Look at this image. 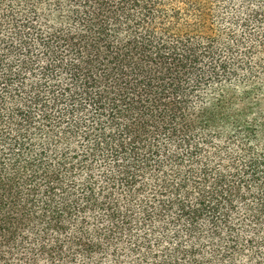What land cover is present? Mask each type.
<instances>
[{
    "label": "trees",
    "instance_id": "obj_1",
    "mask_svg": "<svg viewBox=\"0 0 264 264\" xmlns=\"http://www.w3.org/2000/svg\"><path fill=\"white\" fill-rule=\"evenodd\" d=\"M0 264H264V0H0Z\"/></svg>",
    "mask_w": 264,
    "mask_h": 264
},
{
    "label": "rangeland",
    "instance_id": "obj_2",
    "mask_svg": "<svg viewBox=\"0 0 264 264\" xmlns=\"http://www.w3.org/2000/svg\"><path fill=\"white\" fill-rule=\"evenodd\" d=\"M30 137H32L31 135H30ZM36 144V143H35Z\"/></svg>",
    "mask_w": 264,
    "mask_h": 264
}]
</instances>
